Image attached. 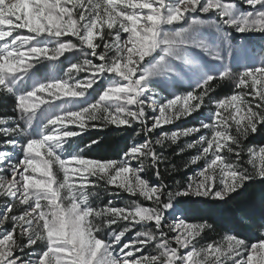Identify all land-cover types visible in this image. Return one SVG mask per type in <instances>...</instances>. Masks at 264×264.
I'll return each instance as SVG.
<instances>
[{"label":"rangeland","instance_id":"rangeland-1","mask_svg":"<svg viewBox=\"0 0 264 264\" xmlns=\"http://www.w3.org/2000/svg\"><path fill=\"white\" fill-rule=\"evenodd\" d=\"M0 96L16 105L0 116V264H264V241L204 244L172 206L91 195L101 181L158 206L157 146L190 154L182 195L264 178V144H243L264 125V0H0ZM101 124L154 138L86 159L76 141Z\"/></svg>","mask_w":264,"mask_h":264},{"label":"trees","instance_id":"trees-1","mask_svg":"<svg viewBox=\"0 0 264 264\" xmlns=\"http://www.w3.org/2000/svg\"><path fill=\"white\" fill-rule=\"evenodd\" d=\"M212 87L219 98L233 92L232 85L226 83H214ZM15 107L12 99L0 96L1 117L10 114ZM261 129L263 131L260 135L247 136L243 139V144L263 145L264 125L260 127ZM153 138L154 136L149 135L145 128L101 124L98 129L88 131L86 135L80 137L76 144L84 151L83 156L86 159L109 163L121 161L135 144L143 141L151 143ZM153 151V157L148 159L145 168L146 176L161 187L158 206L146 203L138 197L128 195L118 197L116 189L109 188L104 182L99 181L91 193L92 200L99 203L95 207L109 206L116 199H120L117 207L127 210L163 209L172 206L187 224L203 228L201 241L204 244L216 243L228 236L248 245L264 241V178L250 177L239 189L223 200L186 196L182 193L187 188L189 177L193 174V169L189 165L190 154L182 153L176 147L170 146H157ZM100 222L101 219L98 218L96 224ZM133 232L139 235V238L140 235L146 234L150 236L149 238H153L152 242L157 241L151 231L137 228L133 229Z\"/></svg>","mask_w":264,"mask_h":264}]
</instances>
